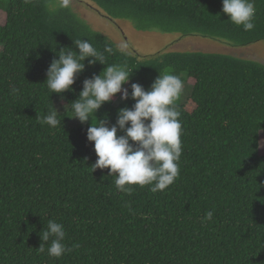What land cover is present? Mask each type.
<instances>
[{
  "label": "trees",
  "instance_id": "1",
  "mask_svg": "<svg viewBox=\"0 0 264 264\" xmlns=\"http://www.w3.org/2000/svg\"><path fill=\"white\" fill-rule=\"evenodd\" d=\"M88 1L138 32L198 37L229 50L264 42V0H254L251 31L228 20L221 0ZM60 5L0 0V264H264V65L216 52L142 57ZM80 38L113 53H105V65L86 59L61 99L44 83L46 71L61 48L76 51ZM109 64L131 71L122 85L129 92L131 83L149 90L165 72L193 81L177 102L180 174L164 191L133 185L131 194L118 192L108 169H91L97 156L86 139L90 122L71 123L82 82ZM59 100L66 104L62 125L42 124ZM134 103L116 94L91 122L114 124L117 110ZM210 210L212 220L204 221ZM49 219L64 225L72 248L59 259L38 250Z\"/></svg>",
  "mask_w": 264,
  "mask_h": 264
},
{
  "label": "clouds",
  "instance_id": "2",
  "mask_svg": "<svg viewBox=\"0 0 264 264\" xmlns=\"http://www.w3.org/2000/svg\"><path fill=\"white\" fill-rule=\"evenodd\" d=\"M221 12L234 25L242 26L244 31L255 28L256 7L254 0H221ZM63 8L70 7V0H62ZM73 49L59 50L58 59H53L46 71V83L50 93L63 99L62 94L73 91V84L78 73L84 71V61L88 64L99 62L105 65V53H113V48L106 45L104 51H98L88 39H77ZM131 71L118 64H109L101 73L82 82V90L77 99L71 101L74 115L69 118L79 122H90L86 139L93 144L97 159L91 166L96 169H108V176H115L114 185L121 193L131 194L133 185L150 186L151 191H164L175 183L180 174L182 154V123L178 101L184 91V81L180 75L165 72L159 74L149 90L138 83L128 84ZM13 92L18 89L13 88ZM116 94L120 100L135 101L131 108L117 110L114 124L105 120L91 122L97 110L104 103L111 102ZM69 104V103H68ZM60 112L52 105L49 113L40 119L50 127L62 125L58 118ZM213 211H207L204 221H211ZM66 231L62 223L54 219L47 221L40 231L41 240L38 250L47 251L48 256L59 259L72 248L66 245Z\"/></svg>",
  "mask_w": 264,
  "mask_h": 264
},
{
  "label": "rangeland",
  "instance_id": "3",
  "mask_svg": "<svg viewBox=\"0 0 264 264\" xmlns=\"http://www.w3.org/2000/svg\"><path fill=\"white\" fill-rule=\"evenodd\" d=\"M62 4V0H56ZM70 8L81 17L90 27L112 40L116 46L126 52L136 53L139 56H151L167 52H216L229 53L236 57L249 59L264 65V42H258L244 48L227 49L218 42L200 39L198 37H179L176 34H165L157 30L138 32L127 21H113L104 17L96 7L88 0H70ZM0 11V25L3 24L5 16ZM193 81L184 84L183 98L188 94L189 85ZM64 101H56V108L59 112L64 111ZM73 118L71 123L77 124ZM259 153L264 155V135H260Z\"/></svg>",
  "mask_w": 264,
  "mask_h": 264
}]
</instances>
